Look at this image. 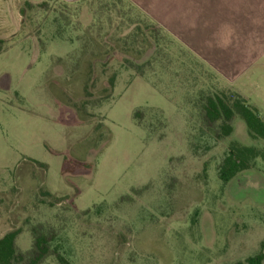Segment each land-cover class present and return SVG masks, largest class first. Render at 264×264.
Instances as JSON below:
<instances>
[{"label":"rangeland","instance_id":"rangeland-1","mask_svg":"<svg viewBox=\"0 0 264 264\" xmlns=\"http://www.w3.org/2000/svg\"><path fill=\"white\" fill-rule=\"evenodd\" d=\"M164 20L127 0H0V238L19 231L13 264H246L264 251V161L226 185L218 174L231 142L264 140L239 117L225 138L204 113L237 90L264 121V57L223 81Z\"/></svg>","mask_w":264,"mask_h":264},{"label":"crops","instance_id":"crops-1","mask_svg":"<svg viewBox=\"0 0 264 264\" xmlns=\"http://www.w3.org/2000/svg\"><path fill=\"white\" fill-rule=\"evenodd\" d=\"M127 1L146 18H164L162 31L223 81L235 79L240 67L264 57V0H157L156 10Z\"/></svg>","mask_w":264,"mask_h":264},{"label":"trees","instance_id":"trees-1","mask_svg":"<svg viewBox=\"0 0 264 264\" xmlns=\"http://www.w3.org/2000/svg\"><path fill=\"white\" fill-rule=\"evenodd\" d=\"M204 113L211 124H221L219 130L225 138H229L234 133L232 122L239 117L246 124L248 135L252 140H264V121L258 110L236 91L230 95L223 93L208 97L204 105ZM257 159L264 161V149L231 142L219 168V179L225 185L230 183L238 175L254 169ZM46 196H50V194L47 193ZM18 236L19 231H13L0 238V264H13L19 258L16 247ZM45 244L46 240L42 237L36 242L42 255L45 254ZM59 261L61 264H70L61 256H59ZM263 263V250L246 261V264Z\"/></svg>","mask_w":264,"mask_h":264},{"label":"water","instance_id":"water-1","mask_svg":"<svg viewBox=\"0 0 264 264\" xmlns=\"http://www.w3.org/2000/svg\"><path fill=\"white\" fill-rule=\"evenodd\" d=\"M69 3H76V2H80L81 0H63Z\"/></svg>","mask_w":264,"mask_h":264}]
</instances>
